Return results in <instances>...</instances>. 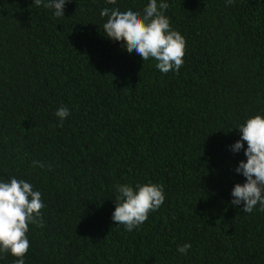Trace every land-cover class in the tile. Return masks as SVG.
I'll return each instance as SVG.
<instances>
[{"label": "trees", "instance_id": "1", "mask_svg": "<svg viewBox=\"0 0 264 264\" xmlns=\"http://www.w3.org/2000/svg\"><path fill=\"white\" fill-rule=\"evenodd\" d=\"M0 264H264V0H0Z\"/></svg>", "mask_w": 264, "mask_h": 264}]
</instances>
